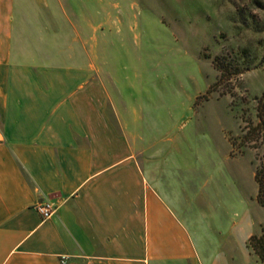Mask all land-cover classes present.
Here are the masks:
<instances>
[{"label": "crops", "instance_id": "crops-1", "mask_svg": "<svg viewBox=\"0 0 264 264\" xmlns=\"http://www.w3.org/2000/svg\"><path fill=\"white\" fill-rule=\"evenodd\" d=\"M117 10L0 0V264H252L250 215L202 226L195 208L211 202L184 208L181 149L156 135Z\"/></svg>", "mask_w": 264, "mask_h": 264}, {"label": "rangeland", "instance_id": "rangeland-1", "mask_svg": "<svg viewBox=\"0 0 264 264\" xmlns=\"http://www.w3.org/2000/svg\"><path fill=\"white\" fill-rule=\"evenodd\" d=\"M117 8L134 22L123 48L138 54L156 123L165 122L156 135L181 149L171 160L185 168L184 208L203 194L211 203L196 206L200 225L224 224V209L229 220L250 215L261 234L254 171L262 148L244 136L260 106L264 113V0H107Z\"/></svg>", "mask_w": 264, "mask_h": 264}, {"label": "trees", "instance_id": "trees-1", "mask_svg": "<svg viewBox=\"0 0 264 264\" xmlns=\"http://www.w3.org/2000/svg\"><path fill=\"white\" fill-rule=\"evenodd\" d=\"M259 107V120L256 125L248 126L245 132V138L248 145L256 148H262L259 163L254 171V180L257 184V202L264 207V113ZM247 245L255 253L259 260L264 264V230L261 234H253L248 238Z\"/></svg>", "mask_w": 264, "mask_h": 264}, {"label": "built area", "instance_id": "built-area-1", "mask_svg": "<svg viewBox=\"0 0 264 264\" xmlns=\"http://www.w3.org/2000/svg\"><path fill=\"white\" fill-rule=\"evenodd\" d=\"M36 208L43 219L49 218L55 211V207L49 202L38 204Z\"/></svg>", "mask_w": 264, "mask_h": 264}]
</instances>
